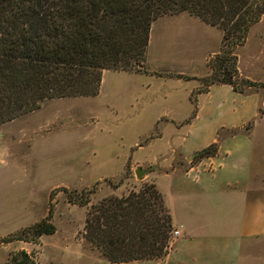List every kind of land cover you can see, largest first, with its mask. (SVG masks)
<instances>
[{
  "label": "trees",
  "instance_id": "trees-1",
  "mask_svg": "<svg viewBox=\"0 0 264 264\" xmlns=\"http://www.w3.org/2000/svg\"><path fill=\"white\" fill-rule=\"evenodd\" d=\"M184 11L221 34L217 52L206 60L209 74L199 78L202 87L196 92L211 84H228L240 93L264 88V82L240 76L235 53L264 13V0H0V124L37 109L45 99L97 95L104 69L146 71L151 23ZM215 153L213 142L192 161ZM68 201L88 203L87 198ZM50 218L49 206L45 217L15 239L36 243L52 234ZM172 230L162 195L149 182L89 205L81 236L108 262L120 264L161 258ZM6 264L37 263L19 249Z\"/></svg>",
  "mask_w": 264,
  "mask_h": 264
},
{
  "label": "rangeland",
  "instance_id": "rangeland-1",
  "mask_svg": "<svg viewBox=\"0 0 264 264\" xmlns=\"http://www.w3.org/2000/svg\"><path fill=\"white\" fill-rule=\"evenodd\" d=\"M183 13L163 30L155 25L149 36L152 59L165 57L174 69L200 75L206 71V54L219 48L220 32ZM260 45L264 50V13L235 49L238 69ZM144 81L107 70L101 72L97 95L45 99L37 109L0 124V264L19 249L37 264H112L81 236L88 206L152 182L147 166H138L137 177L129 163L154 159L152 177L164 188L169 181L159 172L173 157L170 126L155 125L149 114L138 112L144 108L139 106ZM158 131L164 137L150 140ZM69 198H87L88 203L80 206ZM49 206L52 234L41 235L36 243L15 239L45 217ZM240 264H264V236L258 245L242 249Z\"/></svg>",
  "mask_w": 264,
  "mask_h": 264
},
{
  "label": "crops",
  "instance_id": "crops-1",
  "mask_svg": "<svg viewBox=\"0 0 264 264\" xmlns=\"http://www.w3.org/2000/svg\"><path fill=\"white\" fill-rule=\"evenodd\" d=\"M181 15L185 14L160 16L151 24L149 36L157 23L163 30L168 21ZM262 48L260 45L248 53L238 69L242 77L264 82ZM216 50L206 54L205 66L206 58ZM151 52L148 37L143 63L146 71H113L143 77L145 95L139 106L144 108L138 112L149 114L155 125L170 126L168 146L173 157L159 172L169 180L167 188L151 175L157 170L154 159L128 166L151 170L147 175L160 191L177 233L162 258L130 262L240 264L242 249L258 245L264 236V88L240 93L228 84H211L196 92L202 87L199 78L209 74L207 66L200 75L183 73L172 67V60L152 59ZM107 70L111 69H104L102 74ZM163 137L158 131L149 139ZM213 142V156L192 161L195 152Z\"/></svg>",
  "mask_w": 264,
  "mask_h": 264
},
{
  "label": "water",
  "instance_id": "water-1",
  "mask_svg": "<svg viewBox=\"0 0 264 264\" xmlns=\"http://www.w3.org/2000/svg\"><path fill=\"white\" fill-rule=\"evenodd\" d=\"M134 173H135V175H136L137 177H140V175H141V170H140V168H139V167H136V168L134 169Z\"/></svg>",
  "mask_w": 264,
  "mask_h": 264
},
{
  "label": "built area",
  "instance_id": "built-area-1",
  "mask_svg": "<svg viewBox=\"0 0 264 264\" xmlns=\"http://www.w3.org/2000/svg\"><path fill=\"white\" fill-rule=\"evenodd\" d=\"M172 235H175L177 233V231L175 229L172 230Z\"/></svg>",
  "mask_w": 264,
  "mask_h": 264
}]
</instances>
